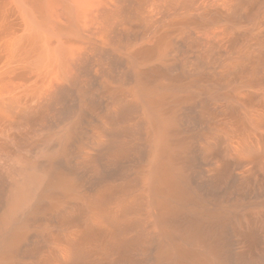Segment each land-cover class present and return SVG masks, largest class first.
I'll list each match as a JSON object with an SVG mask.
<instances>
[{"label":"bare ground","instance_id":"1","mask_svg":"<svg viewBox=\"0 0 264 264\" xmlns=\"http://www.w3.org/2000/svg\"><path fill=\"white\" fill-rule=\"evenodd\" d=\"M0 264H264V0H0Z\"/></svg>","mask_w":264,"mask_h":264}]
</instances>
